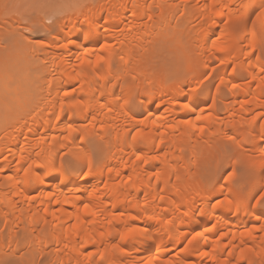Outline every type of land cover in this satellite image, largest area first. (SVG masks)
<instances>
[{"label":"bare ground","instance_id":"1","mask_svg":"<svg viewBox=\"0 0 264 264\" xmlns=\"http://www.w3.org/2000/svg\"><path fill=\"white\" fill-rule=\"evenodd\" d=\"M6 1L0 264H264V0Z\"/></svg>","mask_w":264,"mask_h":264},{"label":"rangeland","instance_id":"2","mask_svg":"<svg viewBox=\"0 0 264 264\" xmlns=\"http://www.w3.org/2000/svg\"><path fill=\"white\" fill-rule=\"evenodd\" d=\"M28 2H30L31 0H27ZM91 1H95V0H74V2H73V6H75V5H85V4H87V3H89V2H91ZM27 2V4H25V5H17V2H16V0L14 1V0H7L6 1V7L7 8H9L10 7V9L12 8V7H14L15 8V5H17V7L16 8H20V9H23V8H25V9H23V10H25L26 12H28L29 10V8H30V10H32L31 9V7L32 6H30V3H28ZM13 3V4H12ZM8 5V6H7ZM14 5V6H13ZM27 6V7H26ZM23 7V8H22ZM29 7V8H28ZM14 8H12V9H14ZM26 8H27V10H26ZM34 13H33V16H34V14L36 15V16H34V17H39V19L42 21V22H46V23H51L52 21H53V19H54V17H56V16H59V15H61V13L62 12H55V13H53V11H49L48 9L47 10H35V8H34ZM30 12H32V11H30ZM25 15H27V13L25 14ZM25 15H23V16H25ZM29 15H32L31 13H28V16ZM30 17V16H29ZM29 17H27V18H29ZM32 17V16H31ZM30 17V19H32ZM33 17V18H34ZM26 18V16L23 18H21V20H16L15 21V23H14V27L12 26V27H9V22H6V21H4V22H1V27L3 28V31H5V30H9V31H11V32H19V26H21V24H23V25H25L28 21L27 20H30V19H25ZM9 24V25H8ZM1 27H0V29H1ZM5 27H6V29H5ZM13 28V29H12ZM48 40V37L47 36H45V35H43L42 37H40V38H37V41H39V42H42V41H47Z\"/></svg>","mask_w":264,"mask_h":264}]
</instances>
